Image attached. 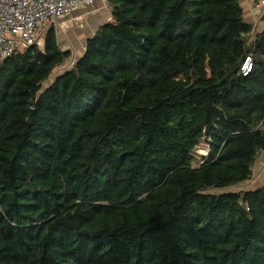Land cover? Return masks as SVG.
<instances>
[{
	"label": "trees",
	"instance_id": "16d2710c",
	"mask_svg": "<svg viewBox=\"0 0 264 264\" xmlns=\"http://www.w3.org/2000/svg\"><path fill=\"white\" fill-rule=\"evenodd\" d=\"M108 3L46 89L54 25L0 61V264H264V184L228 191L264 149V30L240 0Z\"/></svg>",
	"mask_w": 264,
	"mask_h": 264
},
{
	"label": "built area",
	"instance_id": "2783aa9c",
	"mask_svg": "<svg viewBox=\"0 0 264 264\" xmlns=\"http://www.w3.org/2000/svg\"><path fill=\"white\" fill-rule=\"evenodd\" d=\"M97 0H0V61L15 51L32 45H43L44 32L49 25L58 23L75 9L94 4ZM253 2V14L257 19L264 12V0ZM76 61L70 62V67ZM69 67V68H70ZM253 69V56L247 54L241 64V73L247 76ZM264 133V125H258ZM205 150V152H202ZM201 155L207 150L197 148ZM264 176V149L257 154L254 175ZM253 179V178H252Z\"/></svg>",
	"mask_w": 264,
	"mask_h": 264
},
{
	"label": "crops",
	"instance_id": "0c3cea01",
	"mask_svg": "<svg viewBox=\"0 0 264 264\" xmlns=\"http://www.w3.org/2000/svg\"><path fill=\"white\" fill-rule=\"evenodd\" d=\"M240 3L245 20L254 25V34L257 35L264 30V12L256 19L253 14V2L240 0ZM111 19L108 0H97L90 6L75 9L56 25L60 47L72 52L68 63L77 61L83 56L88 39L94 35L99 26Z\"/></svg>",
	"mask_w": 264,
	"mask_h": 264
},
{
	"label": "rangeland",
	"instance_id": "374dc122",
	"mask_svg": "<svg viewBox=\"0 0 264 264\" xmlns=\"http://www.w3.org/2000/svg\"><path fill=\"white\" fill-rule=\"evenodd\" d=\"M68 61L69 60L67 59L65 61V63L58 66L56 69H54L52 76L47 81H45L43 83V88L50 86L55 81V79L58 75L62 74L63 72H65L66 70L69 69L70 63H68ZM203 151H205V150H203ZM262 184H264V176L258 174V172H257V174L254 175L253 179H251L245 183H241L237 186L230 187V188H228V191H240V190L255 189V188L260 187Z\"/></svg>",
	"mask_w": 264,
	"mask_h": 264
},
{
	"label": "bare ground",
	"instance_id": "6f19581e",
	"mask_svg": "<svg viewBox=\"0 0 264 264\" xmlns=\"http://www.w3.org/2000/svg\"><path fill=\"white\" fill-rule=\"evenodd\" d=\"M202 152H205V151L202 150Z\"/></svg>",
	"mask_w": 264,
	"mask_h": 264
},
{
	"label": "water",
	"instance_id": "95a60500",
	"mask_svg": "<svg viewBox=\"0 0 264 264\" xmlns=\"http://www.w3.org/2000/svg\"><path fill=\"white\" fill-rule=\"evenodd\" d=\"M47 88V87H46ZM46 88H44V89H46Z\"/></svg>",
	"mask_w": 264,
	"mask_h": 264
}]
</instances>
